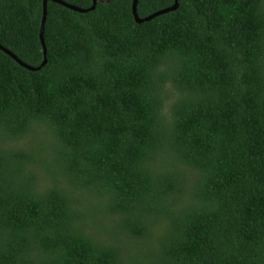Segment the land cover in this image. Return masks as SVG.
I'll use <instances>...</instances> for the list:
<instances>
[{
  "label": "trees",
  "instance_id": "obj_1",
  "mask_svg": "<svg viewBox=\"0 0 264 264\" xmlns=\"http://www.w3.org/2000/svg\"><path fill=\"white\" fill-rule=\"evenodd\" d=\"M133 1L50 0L41 69L0 49V140L53 138L0 141V264H264V0ZM43 19L0 0V43L41 66Z\"/></svg>",
  "mask_w": 264,
  "mask_h": 264
},
{
  "label": "water",
  "instance_id": "obj_2",
  "mask_svg": "<svg viewBox=\"0 0 264 264\" xmlns=\"http://www.w3.org/2000/svg\"><path fill=\"white\" fill-rule=\"evenodd\" d=\"M50 0H44V19H43V24H42V28H41V38H42V41H43V45H44V53H45V59H44V62L42 63L41 66H38V67H34L26 62H24L22 59H20L18 57V55H16L13 51H11L10 49H8L7 47H5L4 45H2L0 43V49H2L3 51H5L8 55L12 56L15 60H17L19 63H21L23 66L31 69V70H37V69H41L46 63H47V47H46V44H45V38H44V31H45V23H46V20H47V12H48V2ZM54 2H57V3H60L62 5H65L75 11H79V12H89L91 10H94L97 6V3L99 1H102V2H109L111 0H93V5L91 7H88V8H84V7H79V6H76V5H73V4H70L64 0H52ZM138 3H139V0H134L133 1V12H134V16H135V19L137 22L141 23L143 21H146V20H150L156 16H159L160 14H163V13H167V12H170V11H173V10H176L178 7H179V0H175V3L173 6H170V7H167V8H164V9H161L160 11L156 12V13H153L152 15H149L147 17H140L139 15V12H138Z\"/></svg>",
  "mask_w": 264,
  "mask_h": 264
},
{
  "label": "rangeland",
  "instance_id": "obj_3",
  "mask_svg": "<svg viewBox=\"0 0 264 264\" xmlns=\"http://www.w3.org/2000/svg\"><path fill=\"white\" fill-rule=\"evenodd\" d=\"M168 89H169V97H168L169 99L167 101V107H166L167 114H169L171 111V103L174 102V100L177 97V91L173 88L172 85L169 84ZM37 128L39 131L38 133L30 135V136H28V138H23L21 141H17V142L1 141V140L0 141L4 145H18V146L21 145V146L26 147V148H32V149L38 150L40 147H37V144H39L40 142H43V141H50L53 138H51L52 137L51 134L49 135V132H48L46 125L39 124L37 126ZM44 136H47L48 138L44 140V138H43ZM32 146H35V147H32ZM51 159H52V156H51ZM52 168L54 170H57V167L55 165H53ZM44 171L41 170L40 168H38L39 174L44 173ZM45 173H46V171H45Z\"/></svg>",
  "mask_w": 264,
  "mask_h": 264
}]
</instances>
